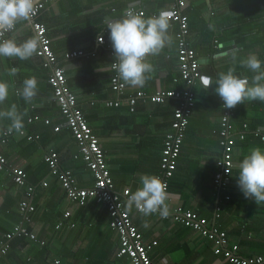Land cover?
<instances>
[{"label": "crops", "instance_id": "1", "mask_svg": "<svg viewBox=\"0 0 264 264\" xmlns=\"http://www.w3.org/2000/svg\"><path fill=\"white\" fill-rule=\"evenodd\" d=\"M134 1L59 0L48 4L39 19L47 27L50 44L66 73L68 85L105 152L117 190L130 188L133 192L140 186L141 175L160 174L164 139L171 130L178 104L171 97L160 103L140 99L131 110L128 97L137 90L151 94L158 88H191L194 91L195 106L177 168L169 180L167 202L170 211L177 207L191 209L213 221L217 204L214 175L222 151L219 130L223 101L215 92V84L207 89L200 78L192 86L182 79L174 81L180 76L175 23L169 29L171 44L158 56L149 58L154 72L147 83L143 87L126 86L120 104L107 105V100H116L118 95L110 86L111 55L97 43V36L107 18L120 19L124 9ZM175 1L145 0L142 7L145 16H151L169 8ZM186 4L183 11L189 18L187 39L197 53L202 75L217 78L219 73L231 68L239 75L251 76L230 54L238 51L242 58L255 53L264 60V0H186ZM33 35L28 21L18 24L9 37L23 41ZM109 37L108 32L106 38L111 43ZM79 49L96 52V55L66 58V53ZM12 67L17 69L14 77L8 75ZM33 76L39 81V91L31 104H25L13 90L0 108L12 103L21 110L26 108L25 126L30 133L39 134L40 139L28 140L24 135L13 133L5 143L0 141V154L6 158L8 166L22 167L28 184L36 186L32 198L36 209L28 225L46 245L40 246L23 237L14 238L8 253L0 257L1 263L49 264L57 256L61 264H129L127 258L116 255L119 236L109 226L107 208L93 201L83 207L69 201L43 159L47 150H56L63 169H70L81 186L92 185L93 176L81 158L71 131L63 127L56 132L52 125L44 122L46 118L52 123L64 119L53 97L48 69L42 59L36 55L26 61L0 57V79L8 81L14 89L21 87L25 78ZM233 111L230 124L236 138L234 167L223 193L230 198H220L221 211L216 224L227 232L230 242L240 245L242 255L253 256L264 253V203L257 204L244 196L238 186V171L239 163L251 148H264V140L253 133L255 128H264V102L241 103ZM35 115H39L40 120L28 125L27 119ZM6 126L7 121L0 122V128ZM240 132L244 133L242 139ZM44 180L47 186L41 184ZM25 190V186L15 184L12 171L0 170V239L20 222L18 206ZM67 210L71 215L64 219L61 229H56V223ZM129 212L144 239L157 240L150 252L155 264H231L214 254L212 241L197 231L172 220H163L158 214L145 217L135 208Z\"/></svg>", "mask_w": 264, "mask_h": 264}, {"label": "built area", "instance_id": "2", "mask_svg": "<svg viewBox=\"0 0 264 264\" xmlns=\"http://www.w3.org/2000/svg\"><path fill=\"white\" fill-rule=\"evenodd\" d=\"M57 1L59 0H37L38 10L30 20L34 35L40 38V48L36 56L42 59L44 67L48 69V82L53 88V97L64 119L62 122L52 123L49 118H46L44 122L52 125L56 132L60 131L63 127H67L71 131L79 148L81 158L93 176L92 185L81 186L70 169H63L60 166V155L56 150H47L43 155V159L47 164L49 172L57 177L59 185L69 201L80 207L85 206L89 201H93L107 208L110 217L109 226L119 236V246L116 253L118 257L127 258L129 264H155L150 252L158 242L157 240L146 241L143 233L134 223L126 203L129 194L132 192L130 188H124L123 190H117L115 188L114 180L106 161L105 152L100 145L98 137L88 123L84 111L78 105L76 94L68 85L66 73L59 64V60L49 43L47 27L39 19L48 4L56 3ZM144 1L135 0L124 9L123 15L129 11L145 15L146 12L142 7ZM186 5V0H176L169 8L161 11L170 12L171 24L175 23L178 26L175 37L180 76L175 77L174 81L177 82L182 79L189 86H192L200 78L202 72L197 53L187 39L189 35V18L183 11ZM161 11L154 12L152 15H157ZM116 19V17H109L105 20L101 33L97 36L96 40L111 55L112 75L110 78V86L117 93L118 97L116 100H107L108 106H118L120 104L121 98L126 93L127 86L119 79L112 43L106 38V34L109 32L106 21ZM13 32L0 34V39L9 38V35L13 34ZM85 55L95 56L96 52L88 53L79 49L65 54L66 58ZM169 97L175 98L178 104L174 110L171 130L166 133L164 139L160 174L158 175L167 184L168 192L169 180L177 168L182 143L195 106V93L191 88L184 90L158 88L151 94H147L144 90H137L128 97L131 110L135 109L136 102L140 99L143 101L149 99L153 102L160 103ZM233 114V108H223L220 119L221 127L219 135L222 151L217 161L218 169L214 175L217 194L214 220L210 221L197 212L182 207H177L174 211L169 210V214L166 217H161L158 213L154 214H158L163 220H172L184 227L197 231L204 238L212 241L214 254L220 255L231 264H264V253L253 256L242 255L240 253V245L230 242L227 232L216 224V219L220 216L221 211L220 198L222 196L225 199L230 198L229 195H223V193L226 191L231 180L232 169L234 167L233 149L236 144V138L232 133L230 124V118ZM38 120H40L39 115L31 116L27 119V124L29 125ZM253 133L255 136L264 140V128H255ZM2 134L1 142L5 143L11 134H6L5 132H2ZM23 135L28 140L38 141L40 139L39 134L30 133L26 126ZM239 137L241 139L244 138V133L240 132ZM0 170L12 171V178L15 184L25 186L26 189L25 196L19 202L18 206L21 217L20 222L13 226L0 239V257L8 253L14 238H27L40 246H44L46 241L40 239L28 225L32 221V214L36 209L32 201L36 186L28 184L27 174L22 167L8 166L6 158L2 154H0ZM41 184L47 186L48 182L44 180ZM70 215V210L64 212L63 218L56 223L55 228L61 229L64 225V219ZM71 226H74V224H71ZM0 264H2L1 261ZM52 264H59V259H55Z\"/></svg>", "mask_w": 264, "mask_h": 264}, {"label": "clouds", "instance_id": "3", "mask_svg": "<svg viewBox=\"0 0 264 264\" xmlns=\"http://www.w3.org/2000/svg\"><path fill=\"white\" fill-rule=\"evenodd\" d=\"M37 10V0H0V34L15 31L18 24L30 21ZM106 25L119 79L129 87H143L154 72L149 58L158 56L172 42L169 33L171 13L161 11L157 15L145 16L129 11L120 19L107 20ZM39 48L40 38L35 35L23 41L12 37L0 39V57L26 61L38 54ZM230 55L251 76L239 75L230 68L219 73L217 78L201 75L202 86L209 89L215 84V92L222 99L225 109L245 102H264V60L255 53L242 58L238 51ZM8 75L16 76L17 69L12 67ZM38 84L39 81L33 76L25 78L22 86L14 89L8 81L0 79V105L8 101L13 90L25 104H31L38 94ZM27 115V109L21 110L16 103L0 108V122L7 121L6 128H0V131L23 135ZM139 183L140 186L128 196V209L135 208L145 217L154 213L166 217L169 214L167 184L155 174L141 175ZM238 186L246 198L254 199L257 204L264 203V148L253 147L243 157L239 163Z\"/></svg>", "mask_w": 264, "mask_h": 264}, {"label": "trees", "instance_id": "4", "mask_svg": "<svg viewBox=\"0 0 264 264\" xmlns=\"http://www.w3.org/2000/svg\"><path fill=\"white\" fill-rule=\"evenodd\" d=\"M50 43V42H49ZM51 45V44H50ZM51 48H52V46H51ZM53 49V48H52ZM54 51V50H53ZM89 123V122H88ZM2 138V137H1ZM0 141H1V139H0ZM46 245V244H45ZM11 248V247H10ZM55 259H59V264H61V258L60 257H53L52 259H51V261H50V263L49 264H52V262L55 260ZM18 264H21V263H18Z\"/></svg>", "mask_w": 264, "mask_h": 264}]
</instances>
